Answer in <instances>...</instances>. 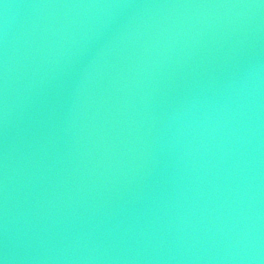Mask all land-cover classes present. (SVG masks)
Here are the masks:
<instances>
[{
    "label": "water",
    "instance_id": "obj_1",
    "mask_svg": "<svg viewBox=\"0 0 264 264\" xmlns=\"http://www.w3.org/2000/svg\"><path fill=\"white\" fill-rule=\"evenodd\" d=\"M4 264H264V0H0Z\"/></svg>",
    "mask_w": 264,
    "mask_h": 264
},
{
    "label": "snow or ice",
    "instance_id": "obj_2",
    "mask_svg": "<svg viewBox=\"0 0 264 264\" xmlns=\"http://www.w3.org/2000/svg\"><path fill=\"white\" fill-rule=\"evenodd\" d=\"M0 264H4V261L2 259H0Z\"/></svg>",
    "mask_w": 264,
    "mask_h": 264
}]
</instances>
